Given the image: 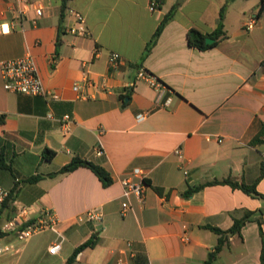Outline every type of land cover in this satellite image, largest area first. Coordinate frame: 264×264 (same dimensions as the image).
<instances>
[{"label": "crops", "instance_id": "0c3cea01", "mask_svg": "<svg viewBox=\"0 0 264 264\" xmlns=\"http://www.w3.org/2000/svg\"><path fill=\"white\" fill-rule=\"evenodd\" d=\"M226 1L163 0L153 11L152 0H70L62 14L63 0H0V154L6 164L0 186L13 194L6 217L12 221L22 209L32 219L50 211L64 237L52 255L48 249L58 238L52 230L26 241L7 233L0 264H66L94 236L97 245L73 264H119L120 258L124 264H203L219 240L208 227L227 231L246 212L259 217L264 199L230 185L184 196L191 187L227 179L256 184L264 195V0H234L224 18L227 38L207 50L189 45L191 30L207 35L218 28ZM174 6V18L144 58ZM76 12L85 17L87 36L67 30ZM251 17L257 23L248 29ZM111 53L122 57L117 70L109 68ZM26 56L58 100L5 90L2 62ZM140 69L164 89L138 80ZM86 70L94 86L84 82ZM46 148L56 153L51 162L43 158ZM98 148L103 157L96 156ZM76 157L104 167L113 183L104 187L85 167L55 175ZM135 169L145 173L144 203L123 196L121 180ZM37 175L39 182L26 183ZM126 203L132 210L123 215ZM96 208L101 222L76 221ZM261 228L264 235V215ZM46 232L48 241L34 240ZM262 247L253 219L214 264H262Z\"/></svg>", "mask_w": 264, "mask_h": 264}, {"label": "built area", "instance_id": "2783aa9c", "mask_svg": "<svg viewBox=\"0 0 264 264\" xmlns=\"http://www.w3.org/2000/svg\"><path fill=\"white\" fill-rule=\"evenodd\" d=\"M160 6V2L157 0H152L151 9L153 11L157 10ZM37 15L42 14V9L38 8L36 10ZM256 18L251 17L247 23L246 27L248 29H253L256 25ZM68 32L73 36H87L89 30L87 28L85 17L76 12L74 14V21L68 27ZM122 57L118 53H111L109 56V68L112 70H117L122 65ZM1 71L4 80V88L6 91L14 94H21L26 96H40L46 99L58 100L59 96L50 92L44 85L41 76L39 74L37 65L34 59L31 56H26L21 59L11 60L7 62H2ZM84 82L88 85L94 86L93 81L90 79V72L88 70L83 72ZM138 80L144 81L148 83L152 88L160 91L164 89L160 81L151 74L150 72L145 71L144 69H140L137 75ZM106 89V85L104 86ZM74 91L79 92L81 90V86L79 84L74 85ZM146 115H140L138 117L139 120H144ZM72 123L70 116L66 115L63 118V130L66 134L69 133V125ZM207 140H211V137H208ZM219 143L222 140L218 141ZM105 154L102 148H98L96 150L97 157H103ZM176 156L184 161L183 150L181 148H177L175 150ZM185 176H188V171L184 169ZM145 173L140 169L133 170L131 176L124 178L121 180L123 196L127 200L134 197L139 202L144 203L145 193L148 187L147 183L144 179ZM138 180V181H136ZM10 192L3 187L0 186V206L5 202L8 198ZM130 210H132V206L130 203H126L122 208V214H127ZM29 211L28 209H23L17 218L8 223L4 224L1 227V231L4 233L17 232L18 238L21 241H26L30 239L35 234L46 230H52L58 236L57 240L49 247L48 251L52 255H58L62 250V245L64 242V237L59 232L60 222L58 219L50 212L46 211L40 215L39 218H34L35 222L30 223L32 219H28ZM76 221L78 223H87V222H101L102 221V212L100 209H90L86 211L84 214L77 217ZM29 224L24 230L21 228ZM21 230V231H20ZM185 241H188V238H185ZM127 247L129 250L133 249L132 243H127ZM119 264H124V260L122 258L119 259Z\"/></svg>", "mask_w": 264, "mask_h": 264}, {"label": "trees", "instance_id": "16d2710c", "mask_svg": "<svg viewBox=\"0 0 264 264\" xmlns=\"http://www.w3.org/2000/svg\"><path fill=\"white\" fill-rule=\"evenodd\" d=\"M69 1L70 0H63L62 14L66 11L67 3ZM157 1H159L161 3L163 0H157ZM233 1L234 0H227L226 4L222 7V9L220 11V21L218 24V28L213 33L205 35V34H202L200 31L195 30V29H193L189 32V45L191 47H195L199 50H207V49L214 47L215 45L220 43L222 40L227 38V32L225 31V28H224V18L226 15L227 8L229 7V5ZM177 9H178V6H174L165 15V17L162 19L153 39L149 42V44L147 46V49H146L145 54H144V58H146L150 54L153 46L157 42L158 38L161 36L166 25L174 18V15H175ZM259 14L260 15L264 14V7H262ZM208 38L215 40V42L213 44H207L206 40ZM262 65L264 67V62L262 63ZM55 155H56V153L54 151L47 149V148L43 152V158L48 162H51L54 159ZM5 167H6V164L4 162V157L2 154H0V168H5ZM80 167L89 168L99 178V180L102 182L104 187H109L113 183V179H112L110 173L104 167H102L101 165L94 164V163L87 161L85 159H82L80 157L74 158L71 161V163H69L68 165L61 168L57 173H55V175L69 174L71 172H74L76 169H78ZM263 175H264V173H262V176ZM41 178L42 177L39 175L32 176V177H29L26 179V183L35 184V183L39 182L41 180ZM215 184L230 185L233 188H239V189L243 190L245 193H247L251 196L264 199V195L260 194L257 191L256 184H253V185H247L244 183L239 184L237 182H234L231 179H227L224 181H213V182H209L205 185H199L196 187H191L184 193V196L185 197H191L193 194H195L196 192H199L204 187H206L208 185H215ZM12 195L13 194L10 192L8 198L5 200V202L1 206L0 220L2 218L3 213L10 206V203L12 200ZM255 215L256 214L254 212H246L242 218L235 219L233 226L227 231H223V230L218 229L216 227H208V229H210L211 231H213L215 234H217L219 236V240H218L216 247L209 254L207 260L203 264H214L215 261L218 259V256L221 253V251L225 247H228L230 245V239L234 236L241 237L242 229L244 228V226L246 225L247 222H249L253 219H256V221L260 225V231H261V234L263 237L261 261H262V264H264V235L262 233V228H261L264 211L263 210L260 211L259 217H255ZM33 222H35V219H32L30 223H33ZM0 223H1V221H0ZM28 225L29 224L24 225L21 228V230H24ZM6 236H7V233L2 232L1 228H0V240L4 239ZM96 245H97V238H96V236H94L91 239H89L88 241H86L85 243H83L82 245H80L78 248H76L74 250L73 254L71 255V257L68 259L66 264H73L76 261L77 257L80 255V253H82L86 249H92Z\"/></svg>", "mask_w": 264, "mask_h": 264}, {"label": "rangeland", "instance_id": "374dc122", "mask_svg": "<svg viewBox=\"0 0 264 264\" xmlns=\"http://www.w3.org/2000/svg\"><path fill=\"white\" fill-rule=\"evenodd\" d=\"M9 209H10V207H9ZM9 209H8V210H9ZM22 210H23V209H22ZM10 213L12 214V211H10V210H9L8 212H4V213H3L2 218H1V220H0V221H1V223H0V224H1L0 226H1V227H2L4 224H6V223L9 222V221H8V220H9V217H6V216H7V214L10 215ZM19 213H20V211H19ZM19 213H18V214H19ZM32 218H33V217H31V215L29 214L28 219H32ZM1 227H0V228H1ZM50 235H51V232L41 233L40 235H37V236L34 238V240H35V241H37V240H41V243H42V242H46V241H48V238L50 237Z\"/></svg>", "mask_w": 264, "mask_h": 264}, {"label": "water", "instance_id": "95a60500", "mask_svg": "<svg viewBox=\"0 0 264 264\" xmlns=\"http://www.w3.org/2000/svg\"><path fill=\"white\" fill-rule=\"evenodd\" d=\"M215 42V40H213V39H211V38H208L207 40H206V43L207 44H213Z\"/></svg>", "mask_w": 264, "mask_h": 264}, {"label": "snow or ice", "instance_id": "6c2138e0", "mask_svg": "<svg viewBox=\"0 0 264 264\" xmlns=\"http://www.w3.org/2000/svg\"><path fill=\"white\" fill-rule=\"evenodd\" d=\"M5 28H6V26H5Z\"/></svg>", "mask_w": 264, "mask_h": 264}]
</instances>
